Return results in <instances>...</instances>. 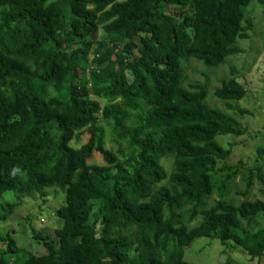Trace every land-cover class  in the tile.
I'll list each match as a JSON object with an SVG mask.
<instances>
[{
	"label": "trees",
	"instance_id": "obj_1",
	"mask_svg": "<svg viewBox=\"0 0 264 264\" xmlns=\"http://www.w3.org/2000/svg\"><path fill=\"white\" fill-rule=\"evenodd\" d=\"M256 1L0 0V264H194L202 237L264 254V200L247 198L264 146L237 202L246 164L220 142L248 133L247 88L233 67L209 92L185 67L241 53ZM47 188L65 194L59 227L19 246L2 227L22 199L4 196Z\"/></svg>",
	"mask_w": 264,
	"mask_h": 264
},
{
	"label": "rangeland",
	"instance_id": "obj_2",
	"mask_svg": "<svg viewBox=\"0 0 264 264\" xmlns=\"http://www.w3.org/2000/svg\"><path fill=\"white\" fill-rule=\"evenodd\" d=\"M247 17L252 20L254 28L249 31L248 39L239 42L241 53L227 59L216 70H207L202 62L194 59L185 65L188 83L206 84L209 92L218 87L222 79L232 75L233 67L239 74L238 79L247 88L245 98L236 102L235 105L251 112L241 120L249 128L248 133L238 138L220 137L221 144L228 147L231 143L233 146L231 158L228 160L229 164L235 165L239 161L246 164L234 188L237 202L245 199L236 193L239 190H245L242 176L249 169L261 165V162L257 161L258 148L264 146V4L260 0L254 2L248 10ZM103 34L104 30L101 27L96 37L99 39ZM208 103L212 107L226 109V103L213 95ZM100 124L104 125L102 122ZM106 145L108 147L113 145L107 128ZM56 190V188H47V194L44 196L36 191L32 192L35 193L32 196L24 193L20 198L14 197L13 192L4 196L5 200L8 197L9 201L22 199V205L15 208V211L9 215L8 224L2 227L3 230L12 231L19 246H26L32 241V227L40 231L59 227L60 219L56 215V209L64 203L65 194ZM247 198L264 200V183L256 179ZM259 228H264V215L254 217L249 226L251 231ZM43 233L46 232L43 231ZM185 258L194 264H264V254L251 259L242 247H236L232 241L223 245L218 239L206 237L196 239L187 249Z\"/></svg>",
	"mask_w": 264,
	"mask_h": 264
}]
</instances>
